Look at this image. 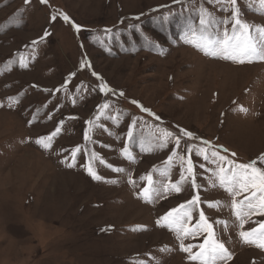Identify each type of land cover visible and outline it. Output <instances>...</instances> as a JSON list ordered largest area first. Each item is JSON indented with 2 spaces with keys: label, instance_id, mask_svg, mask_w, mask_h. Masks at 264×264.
<instances>
[{
  "label": "rangeland",
  "instance_id": "374dc122",
  "mask_svg": "<svg viewBox=\"0 0 264 264\" xmlns=\"http://www.w3.org/2000/svg\"><path fill=\"white\" fill-rule=\"evenodd\" d=\"M235 7L264 42L260 0ZM231 11L225 0H0V264H199L157 224L194 195L191 226L204 211L231 255L216 264H264V249L239 237L264 216L241 229L233 197L213 184L216 164L188 152L204 147L264 170V59L208 56L191 35L201 34L202 12L204 35L231 33ZM181 155L198 187L188 178L179 193H164L179 181ZM149 175L161 191L146 202Z\"/></svg>",
  "mask_w": 264,
  "mask_h": 264
},
{
  "label": "snow or ice",
  "instance_id": "6c2138e0",
  "mask_svg": "<svg viewBox=\"0 0 264 264\" xmlns=\"http://www.w3.org/2000/svg\"><path fill=\"white\" fill-rule=\"evenodd\" d=\"M30 0H25V3H29ZM42 3H47V0H41ZM232 6L231 11V33L228 28L225 27L223 34L221 36H208L203 33L206 31L207 27L210 26V22L206 21L204 18V13L202 12L199 17V25L201 29V34L197 36L195 30H191V35L193 40L196 41L194 44L199 50H201L205 55L212 57H221L225 60H233L239 63H244L246 60L250 61V58L257 57L259 59H264V47H261V41H257L251 35V30L247 23L243 22L240 18L239 9L235 7L237 0H225ZM260 3L264 5V0H260ZM220 11H228L227 8H220ZM55 16L52 17L55 20ZM65 21L68 17H64ZM221 23L227 25L229 21L227 19L221 21ZM190 40L189 43H192ZM33 43H36L35 41ZM95 75V73H93ZM104 90V86L101 87ZM123 95V93H121ZM132 103H137L133 101ZM107 109L109 105L105 103L102 106ZM144 111H148L144 109ZM103 114V113H101ZM111 118V117H109ZM159 119V117H157ZM91 125L92 121H88ZM135 125V121H132ZM102 127V125H97ZM60 129L57 128L52 136L59 133ZM186 137L191 138L192 133L185 131L183 133ZM170 132H163L161 136V145H167V137L171 136ZM133 137V131L130 128L128 131V138ZM85 139H89L88 133H85ZM38 144L42 143L40 139L36 141ZM51 139L49 142L44 144V147H50ZM175 145L178 148L180 146V139L177 137L175 139ZM210 148L211 145H208ZM80 151L76 148L72 152L73 161L75 160L76 154ZM195 151V155L202 157L204 161L216 164V170L212 172L213 184L218 182L219 187L226 190L232 197L231 208L234 210L236 219L239 221V227L244 228V225L249 221L253 214H259L264 216V170L257 166L256 161L250 163H235L234 161L228 160L227 157L220 155L219 152L213 150L210 155L206 148L199 147L193 149L188 148V152L191 153ZM233 156L235 153L232 154ZM177 156V152L173 151L168 157L171 162L174 157ZM92 157L95 159L96 154L92 153ZM181 161L182 171L180 172L179 181L176 183L165 184L162 187V191L167 193L172 190L177 193L181 191V187L188 178L190 179V184L193 189L197 188L195 180L194 165L191 158L185 160V157L181 155L179 157ZM261 162H264V156L261 158ZM103 162V161H101ZM187 165L185 168L184 165ZM69 167H73L74 163L69 164ZM203 167V165H201ZM86 171L88 175L94 180H101L102 177L98 175L93 167L86 166ZM114 171L122 172L123 169L115 168ZM187 173V177L185 176ZM148 182L149 187H145L140 195L143 196L146 202L151 201L153 196H158L161 189L152 187L153 179L152 176L143 177ZM247 192L248 195L244 196L242 200H237L236 197ZM201 202L199 195H194L189 201L184 204L179 205L176 208L168 211L162 218L157 220V224L163 227H167L173 230L177 239L181 241V250L189 254V259L192 261H199V264H216V261H226L231 259V255L225 246V243L220 240L213 229V224L209 222L204 211L199 212L198 221L191 226L193 220V210ZM161 220L163 224L161 225ZM206 234L203 243L198 245H185L183 240L191 238H196L198 235ZM239 237L246 244L255 245L257 248L264 249V222H260L257 227L251 228L247 231H240ZM193 247H197L199 250L193 252Z\"/></svg>",
  "mask_w": 264,
  "mask_h": 264
}]
</instances>
